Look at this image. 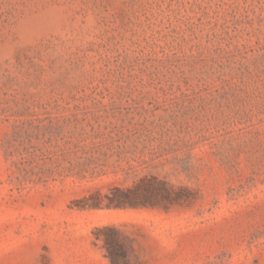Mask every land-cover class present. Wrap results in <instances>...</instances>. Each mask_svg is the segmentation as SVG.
<instances>
[{
	"label": "rangeland",
	"instance_id": "374dc122",
	"mask_svg": "<svg viewBox=\"0 0 264 264\" xmlns=\"http://www.w3.org/2000/svg\"><path fill=\"white\" fill-rule=\"evenodd\" d=\"M0 264H264V0H0Z\"/></svg>",
	"mask_w": 264,
	"mask_h": 264
},
{
	"label": "trees",
	"instance_id": "16d2710c",
	"mask_svg": "<svg viewBox=\"0 0 264 264\" xmlns=\"http://www.w3.org/2000/svg\"><path fill=\"white\" fill-rule=\"evenodd\" d=\"M130 202L129 203H131V204H140V203H145L144 202V200L143 201H141V200H133V199H131V200H129ZM110 257H111V259H112V261H114L115 262V257H114V253L112 252V251H110Z\"/></svg>",
	"mask_w": 264,
	"mask_h": 264
}]
</instances>
